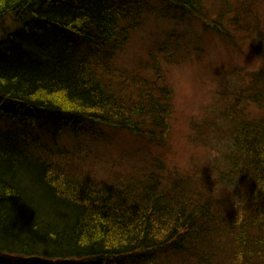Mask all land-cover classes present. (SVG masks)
I'll return each instance as SVG.
<instances>
[{
    "label": "trees",
    "instance_id": "16d2710c",
    "mask_svg": "<svg viewBox=\"0 0 264 264\" xmlns=\"http://www.w3.org/2000/svg\"><path fill=\"white\" fill-rule=\"evenodd\" d=\"M150 1L0 0V264H264V1L158 0L225 42L245 35L263 59L230 72L225 169L146 152L85 163L61 142L113 129L167 150L161 61L201 47L117 65Z\"/></svg>",
    "mask_w": 264,
    "mask_h": 264
},
{
    "label": "rangeland",
    "instance_id": "374dc122",
    "mask_svg": "<svg viewBox=\"0 0 264 264\" xmlns=\"http://www.w3.org/2000/svg\"><path fill=\"white\" fill-rule=\"evenodd\" d=\"M150 6L152 12L144 14L134 29L125 50L116 59L117 65L133 68L137 60L147 58L151 48L158 47L159 51L171 53L175 41L179 46L177 55H182L185 47H201V52L196 51L190 57H178V63L161 61L162 72L169 83L171 71L177 65H192L199 69L195 92L191 96L178 95L170 83L173 107L169 117L167 150L154 146L146 148L134 134L113 129H105L98 139H74L64 135L61 142L71 150L68 157L80 158L85 163L97 157L108 161L123 158L132 163L142 156L139 153L146 152L148 155L164 153L170 163L182 168L195 165L198 169L212 171L225 169L233 157L232 136L236 123L235 118L230 117V107L238 79L230 72L232 69L256 70L263 64V59L254 51L249 38L241 33L228 43L214 33L204 32L200 20L175 18L174 11H161L158 0H151ZM16 24L18 28L20 23ZM198 38L201 41L197 44Z\"/></svg>",
    "mask_w": 264,
    "mask_h": 264
},
{
    "label": "clouds",
    "instance_id": "9594fccd",
    "mask_svg": "<svg viewBox=\"0 0 264 264\" xmlns=\"http://www.w3.org/2000/svg\"><path fill=\"white\" fill-rule=\"evenodd\" d=\"M199 69L192 65H177L170 76V83L178 95L191 96L195 92V80Z\"/></svg>",
    "mask_w": 264,
    "mask_h": 264
}]
</instances>
